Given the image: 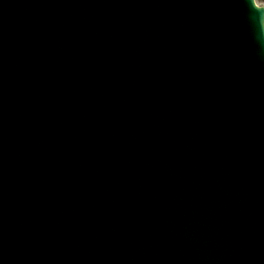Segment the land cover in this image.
I'll return each mask as SVG.
<instances>
[{"label":"water","instance_id":"obj_1","mask_svg":"<svg viewBox=\"0 0 264 264\" xmlns=\"http://www.w3.org/2000/svg\"><path fill=\"white\" fill-rule=\"evenodd\" d=\"M170 1L175 3L177 0ZM175 5H172V10L178 11ZM230 11L233 15H223L216 57L218 71L209 66L202 73L198 53L195 61L187 66L190 89L184 104L178 108L177 118L172 120L169 117L167 120L170 124V136L176 137L174 148L177 149L181 143L199 145L196 152L197 161L192 163V160H186L185 156L182 158L180 154H172L166 148H158L152 152L151 157L138 158L136 155L147 149L143 142H140L142 150L121 146L124 163L131 166V172L134 173L127 178L131 172H124L126 176H122L125 182L123 188L121 183L116 182L115 168L107 161L108 158L101 157L95 151L78 155V161L84 159L81 163L86 162L83 165L85 168L76 163L73 169L75 166L79 167L72 171H59L60 164L53 160L52 154L69 159L73 153L67 151L66 154L60 155L58 148L51 152L54 139L49 138L53 133L48 131L47 127L44 131L48 135L44 133L43 138L16 137L17 131H10L5 138L0 136V159L8 158L12 164L14 152L23 153L22 160L16 157L15 164H19V167L15 170L21 174V168L29 174L27 176L37 186L34 192H40L41 188L42 173L36 171L39 169L48 172L46 180L68 176L75 182L81 181L91 187H94L93 182L97 178L95 173L103 170L109 171V177L116 182L113 188L106 184L107 191L115 189L109 196L112 201L124 204L127 208L132 207V210L117 207L115 217L108 215L105 225V228L110 230L114 220L121 219L127 221L131 227L133 232L126 230L121 234V243L125 247L122 251H117L111 246L103 251V254L81 244H78L75 250H70L68 248L72 246L69 243H77L66 240L63 251L68 256L69 264H260V261H264V192L248 190V186L239 183L241 178L243 182L246 178H254V170L264 172V166L261 164L264 163V153L254 149V140L264 143V11L256 8L253 0H238L230 7ZM158 15L161 19L160 11ZM172 27L178 30H173L172 33L175 41L180 44L192 42L199 32L197 28L193 33L187 31L183 19L175 20ZM190 33L192 35L189 37L187 34ZM163 42V39L160 40L161 45ZM243 51L249 61V65L244 66V69L257 73L251 80L238 81L229 75L232 64L237 68L241 65L231 62L229 57L232 55L237 59ZM201 73L205 77L197 81ZM171 78L175 80L176 76ZM172 89L177 90L175 86ZM244 105L251 106V114L246 113ZM26 114L27 107L21 110L19 117L26 120ZM58 114L63 118L61 125L67 128L76 122L82 123V119L75 116L71 117L63 112ZM41 117L51 127L45 112L41 110L37 117L32 119V123H38ZM130 126L131 123L128 127ZM74 130L77 131V126L71 131ZM29 132L28 129L20 134L27 135ZM101 132L104 134L103 130ZM219 135L224 137L227 144L226 147L220 146L221 153L217 155V165L212 163L203 166L205 155H209L212 147L210 140ZM26 142L29 145H26ZM2 150H5V153H1ZM37 155L39 160L36 159ZM130 155H134L132 161L128 158ZM216 168L219 174H216ZM15 170L13 169L14 172ZM77 173L84 176L82 180ZM224 173L235 174L234 179L224 178ZM224 182L231 185L225 186ZM219 191H224L227 198L232 195L238 198L236 204L239 207L245 202L249 203L251 233L246 242L250 245L245 240L236 245L227 237L223 241V251L219 252L216 216ZM119 193L122 194L121 201L118 198ZM95 212L96 210L92 209L77 213L67 210L69 216L78 215L86 220ZM32 225L33 222L28 223V226ZM80 229L89 235L97 233L95 225L85 224ZM77 232L80 237L86 238L82 232ZM230 251L236 255L233 260ZM106 255L114 258L113 263Z\"/></svg>","mask_w":264,"mask_h":264},{"label":"flooded vegetation","instance_id":"obj_2","mask_svg":"<svg viewBox=\"0 0 264 264\" xmlns=\"http://www.w3.org/2000/svg\"><path fill=\"white\" fill-rule=\"evenodd\" d=\"M256 4L260 7L264 9V0H255Z\"/></svg>","mask_w":264,"mask_h":264}]
</instances>
